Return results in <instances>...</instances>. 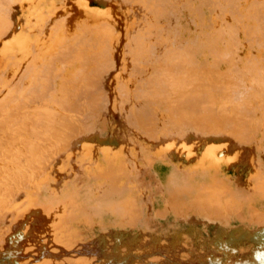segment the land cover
<instances>
[{"label": "bare ground", "instance_id": "bare-ground-1", "mask_svg": "<svg viewBox=\"0 0 264 264\" xmlns=\"http://www.w3.org/2000/svg\"><path fill=\"white\" fill-rule=\"evenodd\" d=\"M52 1L0 0V264H193L178 241L152 244L147 227L241 219L258 195L222 174V149L188 169L166 151L192 157L185 137L197 149L216 133L264 171V0H191L192 34L163 37L161 76L147 71L137 90L124 84L131 64L153 55L125 28L150 1ZM114 107L128 119L110 121Z\"/></svg>", "mask_w": 264, "mask_h": 264}, {"label": "rangeland", "instance_id": "rangeland-1", "mask_svg": "<svg viewBox=\"0 0 264 264\" xmlns=\"http://www.w3.org/2000/svg\"><path fill=\"white\" fill-rule=\"evenodd\" d=\"M121 1L122 0H119V1L117 0L118 2L117 4L119 3L121 4ZM128 1L129 3H127ZM143 1H147V2L150 1V7H151L150 13L147 11L145 12L141 11V14H140L139 11L131 9L129 16L132 19L135 16L136 21L133 22V20L129 19L125 30L127 29L128 33H134L133 27H136L137 34H140L142 36L143 48L146 47L147 51L152 53L153 58H154V59L152 58V61L154 62L155 60L157 61L155 62V64H153L154 62H152L151 64L150 62H147L148 65L145 63H141V65L139 64V66L135 65V63L132 62L130 71H129L132 73L128 74L129 76L127 75L128 77L125 78L126 80L124 81V84H126V86L130 90H137L138 88H142L140 85L136 83L140 79H141L140 80L141 82L142 80L145 79L143 78V75L144 77H147V75H145L147 74V71L149 73H152V78L154 79L159 78L160 72H158L157 70L158 68L160 69V66H158L157 63H159V60H160L159 59L160 57L158 55L160 51L161 40L163 39L164 36H166L169 39L173 37L175 38V36H178V39L180 37V39L185 40L193 32V28H191L192 25L190 24V18H191V15L193 14V11L190 8L191 0L189 1L188 0H165L169 4V9L167 10L168 12L166 14H160V12L156 10L162 7V5L164 4L163 2L164 0H149V1L143 0ZM133 2L134 1H131V0H123L121 6L123 7L124 4L127 3L126 4L127 8L130 9L129 4L131 5V3ZM91 3L97 9L99 8L104 9V7H102L103 5L101 6V4L100 5L96 4L95 1H92ZM52 6H53V1L48 0V7L52 8ZM143 7H144V3L141 6V9ZM177 7H180V8H177ZM106 12H107V9H106ZM146 13H148L149 15L148 14L146 15ZM144 18L146 20L148 19H152V20H148L149 21V24H148L147 22H145ZM141 19L143 20L141 21ZM134 24H136L137 26H134ZM158 24L159 25L161 24V25L159 26ZM188 27L190 30H188ZM158 29L159 31H157ZM125 30L122 31L123 34ZM177 30L179 31L178 33H177ZM154 36L156 37V39ZM147 45L148 46L151 45L152 48L150 46L149 48H147ZM154 46H157V49H155L156 47L154 48ZM131 61H134V60L131 59ZM140 69H142L143 72L142 71L139 72ZM141 72L142 74H140ZM138 75L140 76L138 77ZM105 76H107L108 79ZM170 76L171 75H169V77ZM110 77L112 78V75H110V73L108 74L106 73L105 75H103V77H100L98 83L99 82L101 83L103 81L102 82L103 84L99 83L100 86L103 87V85L106 84L105 81L107 82V80L109 81L111 79ZM131 77L133 79H131ZM251 91L253 92L254 95L261 93V91L259 90L258 91L251 90ZM253 100L256 101V103H253V105L255 104L256 106H259L258 102L260 100L258 101L256 97ZM108 117L110 118V121L112 122L113 121L118 122L123 119H128L127 112L124 111V109L121 107L119 108L114 107L111 113H109ZM204 136L205 137L201 139L200 141L201 144L197 149L193 148V142H194L192 139L193 137L191 135H187L185 137L184 144L187 147V149H190L193 151L192 157H185V156L183 157L182 155L179 154V151L178 153H176L175 148H171L170 150L166 151L167 153H169L168 154L169 158L177 166L188 169L200 163L202 154L206 150V148L212 147L217 150L222 149L224 150V155L221 157V159L223 160V166L221 168L222 174H224L227 178L235 179L236 182L234 183V185H237L239 183L240 187L247 188V191L249 194L253 195L256 193L258 195V201L252 199L251 202L244 203L243 210H242V214H244L242 216L244 217V219L243 217L241 219H237V217L234 218L232 215L230 216L226 214V218L229 220L228 221L224 216L225 214H221L217 218L215 216L214 217L216 219L215 220L213 217H211L212 215L208 217L209 215L205 214L204 215L205 218H204L202 217L203 215L199 217V216H193L188 213L189 217L181 216L178 219H175V221H170L168 223L163 224L162 226L156 227L152 225L150 227H147L152 232L151 234L153 237L152 244H162L163 248H167L166 244L169 246V245H173L174 241L175 242L178 241V244H180L181 246L178 249L179 250L178 258H182L186 255H188V257L190 258L191 256L193 257V261H194L193 264L195 263L196 264H264V222L262 224V221H264L263 220L264 219V215H263L264 214V199H263L264 198V179L260 182L261 183L260 185L259 183H252V184L250 183L252 179H256V177L259 174V170L261 171V169L259 167H254V164L251 162V157H250L251 154L249 151H245V149H242L244 150V152H242L236 149V147L233 144L234 142L232 140H229V138H225L224 136L216 134V133L214 134L207 133ZM102 137H101V144L104 147H108L112 149L117 148L119 144L117 139H111V138L106 139L104 136ZM169 143L173 144L172 141H169ZM160 145L163 147L165 146L163 144H160ZM200 147L202 149H200ZM198 152L200 154H198ZM239 154H242V156H239ZM228 160L229 161L232 160V163H230ZM263 173L264 171L262 170L261 174ZM251 209L254 210L253 212H251L252 214H250L249 212V211H252ZM245 211L247 213L249 212L248 215L245 214L246 213ZM257 211L258 213L260 212L259 217H258V214H256ZM215 213L217 214V212ZM255 218L257 219L255 220ZM259 218H262L260 219L261 222L260 220L257 221ZM157 219L160 220V217L158 216ZM222 220L224 221L222 222ZM133 234H138V233H136L135 231V233L133 232ZM170 248H172V246H170Z\"/></svg>", "mask_w": 264, "mask_h": 264}]
</instances>
